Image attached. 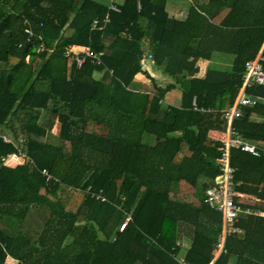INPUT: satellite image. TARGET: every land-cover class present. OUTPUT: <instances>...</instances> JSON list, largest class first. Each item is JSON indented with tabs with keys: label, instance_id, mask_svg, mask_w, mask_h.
<instances>
[{
	"label": "trees",
	"instance_id": "16d2710c",
	"mask_svg": "<svg viewBox=\"0 0 264 264\" xmlns=\"http://www.w3.org/2000/svg\"><path fill=\"white\" fill-rule=\"evenodd\" d=\"M167 2L0 0V264H264V216H240L215 258L222 217L202 198L220 176L222 113L246 63L264 65V0H192L184 19ZM68 46L101 63L77 67ZM147 52L171 83L143 69ZM245 92L258 100L230 127L260 155L229 149L235 203L264 212V86Z\"/></svg>",
	"mask_w": 264,
	"mask_h": 264
},
{
	"label": "built area",
	"instance_id": "2783aa9c",
	"mask_svg": "<svg viewBox=\"0 0 264 264\" xmlns=\"http://www.w3.org/2000/svg\"><path fill=\"white\" fill-rule=\"evenodd\" d=\"M108 9L110 11H119L116 4L110 2L108 4ZM108 22V18L105 17L103 19V24ZM93 29H102V26H99V22L95 20L92 25ZM27 31V30H26ZM30 34L29 31H27ZM101 55L102 53L94 52L88 46H68L65 49V56L71 58L77 67H80L86 60H89L91 63L100 64L101 63ZM146 60L152 59L149 53H146ZM144 60V59H143ZM251 85H261L264 86V65L263 58L258 55L254 60L249 61L245 65V74L243 76L242 85L238 91V94L229 108L223 111V117L226 120L227 128L225 132V136L222 140L223 146L221 147V155L218 162V168L220 170V176L216 179L215 184L212 187H209L204 192L205 202L211 208L221 213L222 217V227L221 233L218 236L217 244H216V255L215 258L223 251L224 249V241L226 235L229 233L239 232V229L233 226V223L243 215L254 214L253 211H250L247 208H242L241 206L235 203V197L238 194L234 190V181H233V173L234 169L229 164V149L239 148L241 151L249 153L253 156H259L260 152L255 148V146L245 142L239 135L234 134L231 131V121L234 118H237L241 115V107L243 106H252L256 104L258 100L257 97L249 96L246 94V88ZM194 106V101H193ZM264 156V151L262 152ZM8 161H13L16 164L18 162H24V155H11L8 158ZM41 174L44 176L45 181H50L52 176L48 171L43 169ZM90 190V189H88ZM99 196L96 195V199ZM101 201H104L105 198H100ZM131 220V217L127 215L122 223L120 224L118 230L122 231L125 228V225ZM178 261L181 264V258H178Z\"/></svg>",
	"mask_w": 264,
	"mask_h": 264
},
{
	"label": "crops",
	"instance_id": "0c3cea01",
	"mask_svg": "<svg viewBox=\"0 0 264 264\" xmlns=\"http://www.w3.org/2000/svg\"><path fill=\"white\" fill-rule=\"evenodd\" d=\"M122 2H123V0H120V4H122ZM191 2H192V0H168V2H167V11H168L169 15L172 16V17H174V18L184 19L185 16L187 15L188 8H189ZM120 4H116V5H120ZM147 53H149V52H147ZM209 63L210 62L205 61V60H199L197 62V65H198V68H199V73L197 75L198 77H202L204 75V73L206 71V68L209 65ZM141 64L143 66V69L145 71H147L148 74L151 77L154 78V80L156 81V84L157 85H159V86H165L168 83H171L172 82V81H169L168 76L163 77L162 76L163 74L160 71H158V70H156V69L153 68V64H152V61L151 60L144 59V60L141 61ZM135 81L137 83H139L141 85V88L144 89V90L147 89V88H149L151 86V82L147 78H145L142 74H137L136 77H135ZM176 91L178 92V89ZM174 92L175 91L170 92L166 96V99L167 100L172 99V100H169V102H171L172 104H175L176 105V104L179 103V92L177 93V97L178 98L177 97L176 98H173L170 95L176 96L174 94ZM253 118L254 119H258V117H256V116H253ZM226 128H227V125H226ZM245 142H248V141H245ZM248 143H251V142H248ZM263 151H264V149L262 150V152ZM254 157H258V156H254ZM240 196L242 198L249 199L248 196H244V195H241V194H240ZM251 199L255 200L254 197H252ZM242 208H244V207H242ZM247 209H249L250 211H253L254 212V214H250V215H256V216H261V217L264 216V212H262V211L252 210L250 208H247ZM243 216H246V215H243ZM178 243H181L182 247L184 246L183 249H186L189 246V238L188 237H186V238L183 237L181 241L180 240L178 241ZM182 254H184V250H183ZM8 260H11V261L15 262L14 260H12L10 258H8L7 261Z\"/></svg>",
	"mask_w": 264,
	"mask_h": 264
},
{
	"label": "rangeland",
	"instance_id": "374dc122",
	"mask_svg": "<svg viewBox=\"0 0 264 264\" xmlns=\"http://www.w3.org/2000/svg\"><path fill=\"white\" fill-rule=\"evenodd\" d=\"M101 2H103V3H106V4H109L110 2H113L114 4H120V0H100ZM188 2V1H187ZM215 56V58L214 59H216V61L217 60H219V59H224V60H229V59H231V56H228V55H214ZM216 57H220V58H216ZM222 65H224L225 66V64H226V62H223V63H221ZM100 76V74H95V77H99ZM163 77H166V75H162ZM168 79H169V81H172V79L170 78V77H168ZM177 90V89H176ZM176 90H173V91H175L174 92V94L176 95V96H174V95H170L171 97H173V98H176L177 97V91ZM173 91H171V92H173ZM178 98V97H177ZM169 100H172V99H169ZM149 141H150V137H145V139H144V142H147V143H149ZM22 162L20 161V162H18V164H21ZM4 164H6V165H8V166H10V167H14V165H16V163L15 162H13V161H8V160H5L4 161ZM45 209V208H44ZM46 210V209H45ZM47 211V210H46ZM129 215V214H128ZM30 217H31V215H29ZM130 216V215H129ZM31 220V218H29V220H27V221H30ZM33 223H38V222H30L29 223V229H31V230H34V229H36L37 227H39L40 225H39V223L38 224H33ZM185 234V233H184ZM184 247V246H183ZM5 264H15V262H13V261H11V260H8V261H6V263Z\"/></svg>",
	"mask_w": 264,
	"mask_h": 264
},
{
	"label": "water",
	"instance_id": "95a60500",
	"mask_svg": "<svg viewBox=\"0 0 264 264\" xmlns=\"http://www.w3.org/2000/svg\"><path fill=\"white\" fill-rule=\"evenodd\" d=\"M202 198H205V197H204V194H202Z\"/></svg>",
	"mask_w": 264,
	"mask_h": 264
},
{
	"label": "clouds",
	"instance_id": "9594fccd",
	"mask_svg": "<svg viewBox=\"0 0 264 264\" xmlns=\"http://www.w3.org/2000/svg\"><path fill=\"white\" fill-rule=\"evenodd\" d=\"M204 194V193H203Z\"/></svg>",
	"mask_w": 264,
	"mask_h": 264
}]
</instances>
